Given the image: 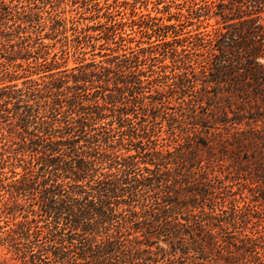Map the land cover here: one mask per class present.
Segmentation results:
<instances>
[{"label": "trees", "instance_id": "1", "mask_svg": "<svg viewBox=\"0 0 264 264\" xmlns=\"http://www.w3.org/2000/svg\"><path fill=\"white\" fill-rule=\"evenodd\" d=\"M19 1L28 4L0 0V129L11 121L21 130L14 159L25 166L17 172L0 152V201L8 192L19 211L26 200L39 220L20 222L21 244L10 235L14 264H264L256 211L232 200L227 208L221 177L227 158L229 174L249 164L264 178V0H228L224 30L206 38L138 21L147 47L126 46L134 38L113 23L105 28L114 66L72 68L37 34L32 0ZM79 37L76 48L96 47ZM158 55L181 63L178 88L189 93L192 128L206 136L166 153L143 141L161 127L145 103L146 85L163 78ZM41 73L48 80L31 78Z\"/></svg>", "mask_w": 264, "mask_h": 264}, {"label": "rangeland", "instance_id": "2", "mask_svg": "<svg viewBox=\"0 0 264 264\" xmlns=\"http://www.w3.org/2000/svg\"><path fill=\"white\" fill-rule=\"evenodd\" d=\"M226 3L228 0H32L29 5L33 12H38L41 17V26L37 34L42 37L44 43L52 45L51 55L57 53L58 57L67 56V66L72 68L92 61H102L103 64L114 66L115 63H110L109 59L117 54L112 50L117 46L106 39L105 27L108 25L124 24L121 26L119 34L126 39L133 37L135 40L126 41V46H136L138 41H141V47L148 46L145 43L147 39L142 37L143 34L135 23L152 17H155L159 23L175 24L181 28L179 31L182 34L181 37L185 36V32H189L193 35L201 33L202 37L206 38L205 34L207 33L214 35L216 32L224 30L225 23L220 12ZM14 4L27 6L28 3L14 0ZM84 34L92 37V42L96 44L95 48L87 45L90 44L87 41H82L80 45L82 47L76 48L77 40L83 39L79 36H84ZM32 36L35 37V33ZM154 44H158V42L156 41ZM153 49L154 51L161 50V46L155 45ZM118 52L120 54L123 51L118 49ZM184 55L185 53L181 58L183 60L185 59ZM179 64L181 63L174 62L170 57L158 55L154 69L162 74L163 78L159 79L161 83L153 82L146 85L145 88L147 97L145 103L149 105V114L152 111L157 112L159 115L157 121L161 127L157 128L156 135H153L149 142L146 139L143 141L147 143V146H154L156 150L164 153L173 152L181 146H186L188 142L206 137L199 130L192 128L194 121L191 117L193 114L187 104L190 98L189 93L178 88L181 81L179 74L184 71L183 68H178L181 66ZM41 75L43 74H34L31 78L40 79L39 82L48 80L47 77ZM152 78L154 76L149 80ZM26 79L21 72L20 78L15 82L23 88L29 85ZM70 82L72 83V80ZM174 82H176L175 85ZM174 86H176V91L171 92L170 87ZM156 90L160 92L159 95L156 94ZM151 94L155 95V99L151 98ZM14 125L11 121L3 123V128L0 129V152L5 153L4 158L11 157L10 162L16 164L17 172H24L25 162L19 166L14 159L16 149L23 136L21 130ZM194 132H196L197 138L194 137ZM230 163V159L226 158L222 167L225 172L221 175L227 185L225 192H229L227 196L229 199L225 206L227 208L231 206L230 200H232L233 204L239 208L253 207L256 212L253 214L255 217L251 218L255 223H258V228L264 231V178L258 176L249 164V167L246 164L241 167L243 170H237L241 165L238 164L235 168L236 171L233 170V173L229 174L227 169ZM12 167L9 165L5 168L7 176L11 175ZM2 193L4 194L0 201V263L14 264L18 261L14 248L10 245L12 243L10 235H13L15 230L21 231L20 222H24L26 218L30 221L33 218L39 220V217L32 215L30 211L27 212L30 208L27 206L26 200H20L24 207L19 211L15 210L13 201L9 199V193H5V191ZM7 206H10V209H6ZM34 209H37V206ZM38 224L42 225V221ZM20 235L14 234L18 238L16 242L21 244L24 240Z\"/></svg>", "mask_w": 264, "mask_h": 264}]
</instances>
